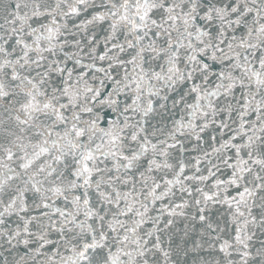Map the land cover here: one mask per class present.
<instances>
[{
	"label": "snow or ice",
	"instance_id": "6c2138e0",
	"mask_svg": "<svg viewBox=\"0 0 264 264\" xmlns=\"http://www.w3.org/2000/svg\"><path fill=\"white\" fill-rule=\"evenodd\" d=\"M0 264H264V0H0Z\"/></svg>",
	"mask_w": 264,
	"mask_h": 264
}]
</instances>
